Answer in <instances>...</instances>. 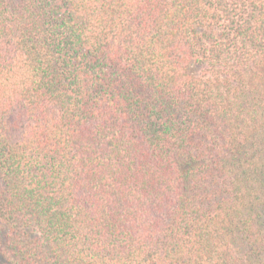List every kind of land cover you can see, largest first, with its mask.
Listing matches in <instances>:
<instances>
[{
  "label": "trees",
  "instance_id": "16d2710c",
  "mask_svg": "<svg viewBox=\"0 0 264 264\" xmlns=\"http://www.w3.org/2000/svg\"><path fill=\"white\" fill-rule=\"evenodd\" d=\"M0 264H264V0H0Z\"/></svg>",
  "mask_w": 264,
  "mask_h": 264
}]
</instances>
